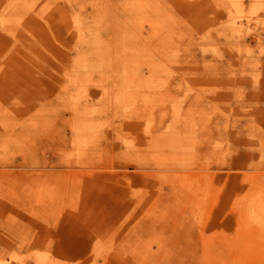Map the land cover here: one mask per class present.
Instances as JSON below:
<instances>
[{
    "label": "rangeland",
    "instance_id": "374dc122",
    "mask_svg": "<svg viewBox=\"0 0 264 264\" xmlns=\"http://www.w3.org/2000/svg\"><path fill=\"white\" fill-rule=\"evenodd\" d=\"M231 1L0 0V264H264V0Z\"/></svg>",
    "mask_w": 264,
    "mask_h": 264
},
{
    "label": "bare ground",
    "instance_id": "6f19581e",
    "mask_svg": "<svg viewBox=\"0 0 264 264\" xmlns=\"http://www.w3.org/2000/svg\"><path fill=\"white\" fill-rule=\"evenodd\" d=\"M231 2H233V0H232ZM237 2H238V1H237ZM238 3H239V2H238ZM232 4H233V3H232ZM255 5H256V4H255ZM256 8H257V7H256ZM256 8H255V9H256ZM231 11H232V10H231ZM240 11H241V10H240ZM123 12H124V11H123ZM128 13H129V12H128ZM243 13H244V12H243ZM123 14H124V13H123ZM125 15H126V13H125ZM250 15H251V14H250ZM135 16H136V15H135ZM246 16H247V15L245 14V17H246ZM101 17H102V16H101ZM102 18H103V17H102ZM130 21H131V20H130ZM130 21H129V22H130ZM135 24H136V23H134V25H135ZM131 26H133V25L131 24ZM137 26H138V25H137ZM137 26H136V28H138ZM131 28H132V27H131ZM140 28H141V27H140ZM140 28H139V29H140ZM88 30H89V29H88ZM90 30H91V29H90ZM91 31H92V30H91ZM120 31H121V30H120ZM120 31H119V32H120ZM130 31L132 32L133 29L130 30ZM84 32H85V31H84ZM141 32H142V31H141ZM95 34H96V33H95ZM116 34H117V33H116ZM142 34H143V33H142ZM116 36L118 37V35H116ZM139 36H140V34H139ZM142 37H143V35H142ZM82 38H83V37H82ZM85 38H86V37H85ZM119 38H120V37H118L117 40H118ZM140 38H141V37H140ZM143 39H144V38H143ZM84 40H85V39H84ZM127 40H128V39H127ZM141 40H142V39H141ZM146 40H147V38H146ZM118 41H120V39H119ZM147 41H148V40H147ZM121 42H122V40H121ZM86 43H87V42H86ZM99 43H100V42H99ZM119 43H120V42H119ZM88 44H89V43H88ZM122 44H123V43H122ZM122 44H121V45H122ZM102 45H103V44H102ZM123 45H124V44H123ZM120 48H122V47L120 46ZM133 50H134V49H133ZM119 52H120V51H119ZM216 53H217V52H216ZM84 55H85V54H84ZM133 55H134V53H133ZM217 55H218V54H217ZM99 57H100V56H99ZM112 57H113V56H112ZM142 57H143V56H142ZM110 58H111V57H110ZM81 59H82V58H81ZM84 59H86V58H84ZM91 59H92V58H91ZM103 59H104V58H103ZM110 60H111V59H110ZM89 61H90V60H89ZM89 61H88V62H89ZM95 61H96V60H95ZM80 62H81V61H80ZM82 62H83V64H84V65H83V64H82V65L85 66V63H86V62H84V61H82ZM88 62H87V64H89ZM97 62H98V61L94 62V64L97 63ZM108 62L111 63L110 61H108ZM91 63H92V62H91ZM91 63H90L89 66H90V67L92 66V67L94 68V64L92 65ZM98 63H99V62H98ZM98 63H97V64H98ZM127 63H129V62H127ZM97 64H95V65H97ZM100 64H101V62H100ZM143 64H145V63H143ZM210 64H211V63H210ZM101 65H102V64H101ZM101 65H99V66H101ZM109 65H111V64H109ZM131 65H132V64H131ZM255 65H257V64H255ZM89 66H88V67L86 66V68L89 69ZM97 66H98V65H97ZM102 66H104V65H102ZM102 66H101V67H102ZM111 66H112V65H111ZM129 66H130V65H129ZM141 66H142V65H141ZM101 67H100V68H101ZM109 67H110V66H109ZM132 67H133V66H132ZM83 68H84V67H82V69H83ZM111 68H112V67H111ZM134 68H135V66H134ZM134 68H132V69L134 70ZM148 68H149V67H148ZM94 69H95V68H94ZM98 69H99V68H98ZM112 69H113V68H112ZM142 69H143V68H142ZM84 70H85V69H84ZM90 70H91V69H90ZM145 70H146V69H145ZM149 70H152V69H149ZM155 70H156V69H155ZM94 71H95V70H94ZM111 71H112V70H111ZM120 71H121V70H120ZM134 71H135V70H134ZM86 72H87V71H86ZM118 72H119V71H118ZM132 72H133V71H132ZM132 72H130V74H131ZM140 72H141V71H140ZM151 72H152V71H151ZM88 73H89V72H88ZM123 73H124V72H123ZM153 73H155V72H153ZM76 74H77V72H76ZM96 74H97V73H96ZM109 74H110V78H111V72H110ZM135 74H136V73H135ZM135 74H134L133 76H135ZM140 74H141V73H140ZM155 74H156V73H155ZM86 75H87V74H86ZM90 75H91V72H90ZM115 76H116V75H115ZM151 76H153V75H151ZM81 77H82V76H81ZM120 77H121V76H120ZM120 77H119V79H120ZM252 77H254V76H252ZM110 78H109V80H110ZM121 78H122V77H121ZM130 78H131V77H130ZM133 78H134V77H133ZM78 79H79V78H78ZM114 79H115V78H114ZM141 79H142V78H141ZM120 80H121V79H120ZM122 80H123V79H122ZM110 81H111V80H110ZM110 81H109V82H110ZM118 81H119V80H118ZM152 81L154 82V80H152ZM254 81H255V78H254ZM79 82H80V81H79ZM121 82H122V81H121ZM121 82H120V83H121ZM149 82H150V81H149ZM153 82H152V83H153ZM70 83H71V78H70ZM76 83H77V82H76ZM120 83H119V84H120ZM147 83H148V82H147ZM254 83H255V82H254ZM116 84H117V83H116ZM134 84H135V83H134ZM148 84H149V83H148ZM75 85H76V84H75ZM108 85H109V84H108ZM117 85H118V84H117ZM76 86H78V85H76ZM76 86H75V87H76ZM113 86H114V84H113ZM120 86H121V85H120ZM138 86H139V85H138ZM149 86H150V85H149ZM83 87H84V86H83ZM116 87H117V86H116ZM135 87H136V86H135ZM140 87H141V86H140ZM153 87H154V86H153ZM80 88H81V87H80ZM111 88H112V87L110 86L109 89L111 90ZM120 88H121V87H120ZM120 88H119V85H118V88H117V89H119V91H120ZM82 89H83V88H82ZM109 89H107V91H109ZM115 89H116V88H115ZM154 89H155V88H154ZM154 89H153V90H154ZM74 90H75V89H74ZM113 91H114V90H113ZM119 91H118V92H119ZM63 92H64V91H63ZM111 92H112V90H111ZM138 92H139V90H138ZM107 93H108V92H107ZM210 93H211V92H210ZM117 94H118V93H117ZM119 94H121V92H120ZM141 94H142V93H141ZM65 95H66V94H65ZM105 95H106V94H105ZM105 95H104V96H105ZM113 95H114V94H113ZM138 95H140V92H139ZM186 95H187V94H186ZM211 95H212V94H211ZM62 96H63V95H62ZM118 96H119V95H118ZM120 96H121V95H120ZM120 96H119V97H120ZM150 96H151V95H150ZM164 96H165V95H164ZM63 97H64V96H63ZM65 97H67V96H65ZM71 97H72V96H71ZM79 97H80V96H79ZM182 97H183V96H182ZM182 97H181V98H182ZM74 98H75V97H74ZM61 99H62V97H61ZM64 99H65V98H64ZM71 99H72V98H71ZM115 99H116V96H115ZM115 99H114L113 102L118 101V100H115ZM117 99H119V98H117ZM143 99H144V98H143ZM65 100H66V99H65ZM65 100H64V102H65ZM76 100H77V98H76ZM76 100H75V101H76ZM109 100H110V99H109ZM109 100H108V101H109ZM111 100H112V99H111ZM111 100H110V101H111ZM121 100H122V99H121ZM62 101H63V100H62ZM75 101H74V102H75ZM110 101H109V102H110ZM144 101H145V100H144ZM64 102H63V103H64ZM140 102H141V99H140ZM145 102H146V101H145ZM148 102H149V100H148ZM49 103H50V102H49ZM110 103H111V102H110ZM149 103H150V102H149ZM149 103H148V105H149ZM59 104H60V103H59ZM61 104H62V103H61ZM61 104H60V105H61ZM65 104H66V102H65ZM115 104H118V103L115 102ZM139 104H140V103H139ZM142 104H143V103H142ZM150 104H151V103H150ZM172 104H173V103H172ZM76 105H77V104H76ZM174 105H175V103H174ZM114 106H115V105H114ZM114 106H113V108H116V106H115V107H114ZM121 106H122V105H121ZM176 106L178 107L177 104H176ZM73 107H74V104H73ZM105 107H106V106H105ZM131 107H133V106H131ZM131 107H130V108H131ZM46 108H47V107H46ZM54 108H55V107H54ZM60 108H62V107L60 106ZM71 108H72V107H71ZM75 108H76V107H75ZM88 108H89V107H88ZM106 108H108V107H106ZM133 108H134V107H133ZM251 108H252V107H251ZM65 109H67V106L65 107ZM120 109H121V107H120ZM144 109H145V108H144ZM176 109H177V108H176ZM47 110H48V109H47ZM74 110H75V109H74ZM76 110H77V109H76ZM134 110H135V109H134ZM56 111H57V110H56ZM81 111H82V110H81ZM83 111H85V110H83ZM94 111H95V110H94ZM96 111H97V109H96ZM96 111H95V112H96ZM116 111L118 112L119 109L117 108V109L115 110V112H116ZM67 112H68V110H67ZM78 112H79V111H78ZM78 112H77V115H78ZM134 112H135V111H134ZM178 112H179V111H178ZM46 113H47V112H46ZM48 113H49V112H48ZM56 113H57V112H56ZM59 113H60V112H59ZM59 113H58V114H59ZM96 113H97V112H96ZM118 113H120V112H118ZM121 113H122V112H121ZM121 113H120V114H121ZM136 113H137V112H136ZM145 113H146V111H145ZM179 113H180V112H179ZM49 114H50V113H49ZM58 114H57V115H58ZM38 115H39V114H38ZM57 115H56V116H57ZM81 115H82V114H81ZM96 115H97V114H96ZM149 115H150V113H149ZM68 116H69V115H68ZM78 116H79V115H78ZM109 116H110V115H109ZM121 116H122V115H121ZM74 117H75V116H74ZM112 117H113V116H112ZM122 117H123V116H122ZM46 118H47V121H48V117H46ZM79 118H80V117H79ZM114 118H115V116L113 117V120H114ZM123 118H124V117H123ZM123 118H122V119H123ZM179 118H180V117H179ZM40 119H41V117H40ZM75 119H76V118H75ZM183 119H184V118H183ZM32 120H33V117H32ZM80 120H81V118H80ZM66 121H67V120H66ZM81 121H82V120H81ZM92 121H93V119H92ZM110 121H111V120H110ZM110 121H109V123H110ZM77 122H78V121H77ZM146 122H147V121H146ZM67 123H68V122H67ZM80 123H82V122H80ZM93 123H94V121H93ZM180 123H181V122H180ZM28 124H29V123H28ZM31 124H34V123L32 122ZM41 124H42V123H41ZM48 124H49V121H48ZM68 124H69V123H68ZM73 124H74V123H73ZM11 125H13V123H12ZM29 125H30V124H29ZM84 125H85V124H84ZM99 125H100V124H99ZM38 126H40V125L38 124ZM71 126H72V125H71ZM100 126H101V125H100ZM168 126H169V125H168ZM73 127H74V126H73ZM111 127H112V126H111ZM133 127H134V126H133ZM176 127H177V126H176ZM38 128H39V127H38ZM167 128H168V127H167ZM177 128H178V127H177ZM177 128H176V129H177ZM74 129H75V128H74ZM97 129H98V127H97ZM110 129H111V128H110ZM22 130H23V128H22ZM24 131H25V130H24ZM24 131H23V132H24ZM75 131H76V130H75ZM26 132H27V131H26ZM100 132H101V131H100ZM179 132H180V131H179ZM97 133H98V132H97ZM128 133H129V132H128ZM181 133H182V132H181ZM24 134H25V133H24ZM24 134H23V135H24ZM182 134H183V133H182ZM194 134H195V133H194ZM61 135H63V134H61ZM80 135H81V133H80ZM146 135H148V134L146 133ZM132 136H133V135H132ZM179 136H180V135H179ZM187 136H189V135H187ZM133 137H134V136H133ZM160 137H161V136H160ZM1 138H2V137H1ZM23 138H24V137H23ZM81 138H82V137H81ZM148 138H149V137H148ZM181 138H182V137H181ZM79 139H80V138H79ZM84 139H85V138H84ZM149 139H151V138H149ZM2 140H4V139H2ZM82 140H83V138H82ZM189 140H191V139H189ZM14 141H15V139H14ZM125 141H126V140H125ZM149 141H150V140H149ZM5 142H6V141L4 140V141H3L4 145L1 144L2 147L5 146V144L7 143V142H6V143H5ZM81 142H82V141H81ZM83 142H84V143L86 142V145H87V143H88V142L85 141V140H84ZM83 142H82V143H83ZM130 143H131V142H130ZM149 143H150V142H149ZM11 144H12V143H11ZM79 144H80V143H79ZM150 144H151V143H150ZM191 144L194 146L193 141H191ZM1 145H0V146H1ZM183 145H184V144H183ZM7 146H9V145H7ZM13 146H15V144H14ZM87 146H88V145H87ZM87 146H86V147H87ZM94 146H95V145H94ZM188 146H189V145H188ZM188 146H187V148H188ZM193 146H189V147H193ZM5 147H6V146H5ZM137 147H138V145H137ZM149 147H150V146H149ZM152 147H153V146H152ZM185 147H186V146H182V148H184V149H185ZM0 148H1V147H0ZM24 148H26V147H24ZM79 148H80V147L78 146L77 149H79ZM84 148H85V146L83 147V149H84ZM87 148H88V147H87ZM101 148H102V147H101ZM150 148H151V147H150ZM150 148H148V149H150ZM195 148H196V147H195ZM10 149H11V148L8 147L9 152H10ZM14 149H15V148H14ZM152 149L154 150V148H152ZM173 149H176V148L173 146ZM193 149H194V148L191 149L192 152H193ZM0 150H1V149H0ZM11 150H12V149H11ZM88 150H90V149L88 148ZM95 150H96V149H95ZM136 150H139V149H136ZM185 150H186V149H185ZM187 150H188V149H187ZM194 150H195V149H194ZM85 151H86V149L83 151L84 154H85ZM91 151H92V150H91ZM148 151H149V150H148ZM176 151H178V150H176ZM189 151H190V150H188V152H189ZM4 152L6 153L5 149H4ZM12 152H13V151H12ZM78 152H79V151H78ZM89 152H90V151H89ZM194 152H195V151H194ZM1 153H2V150H1ZM5 153H2V157L5 155ZM10 153H11V152H10ZM81 153H82V152H81ZM86 153H87V152H86ZM177 153H178V155L180 154L179 151H178ZM190 153H191V152H190ZM190 153H189V154H190ZM3 154H4V155H3ZM84 154L82 153V155H84ZM154 154H155V152H154ZM0 155H1V154H0ZM82 155H81V156H82ZM90 155H91V154H90ZM94 155H95V154H94ZM155 155H156V154H155ZM155 155H154V156H155ZM190 155H191V154H190ZM195 156H196V154H195ZM261 156H262V155H261ZM5 157H6V156H5ZM25 157H26V156H25ZM179 157H180V156H179ZM80 158H82V157H80ZM80 158H79V159H80ZM99 158H100V157H99ZM173 158H174V157H173ZM176 158H177V157H176ZM96 159H98V158H96ZM101 159H102V158H101ZM174 159H175V158H174ZM178 159H179V158H178ZM178 159H177V160H178ZM193 159H194V158H193ZM196 159H197V157H196ZM80 160H81V159H80ZM94 160H95V158H94ZM175 160H176V159H175ZM175 160H174V161H175ZM0 161H1V159H0ZM3 161H4V160H3ZM155 161H156V160H155ZM179 161H182V160L179 159ZM179 161H178V162H179ZM197 161H198V160H197ZM197 161H195V163H196ZM77 162H78V159H77ZM111 162H112V161H111ZM158 162H159V160H158ZM161 162H162V161H161ZM175 162H176V161H175ZM183 162H184V161H183ZM198 162H199V161H198ZM184 163H185V162H184ZM157 164H158V163H157ZM181 164H182V162H181ZM196 164H197V163H196ZM199 164H200V162H199ZM169 165H170V164H169ZM169 165H168V166H169ZM171 165H172V164H171ZM179 165H180V163H179ZM182 165H183V164H182ZM211 165H212V164H211ZM196 166H197L198 169H199V166H198V165H196ZM162 167H165V166L163 165ZM172 167H173V166H172ZM183 167H184V166H183ZM180 168H182V166H180ZM201 168H202V167H201ZM170 169H172V168H170ZM170 169H169V170H170ZM173 169H174V167H173ZM183 169H184V168H183ZM202 169H203V168H202ZM202 169H200V170H202ZM65 171H66V170H65ZM121 171H122V170H121ZM181 171H182V170H181ZM187 171L191 172L192 170H187ZM211 171L213 172V170H211ZM215 171H216V170H215ZM205 172H206V171H205ZM205 172H204V173H205ZM216 172H217V171H216ZM43 173H44V172H43ZM167 173H168V172H166V174H167ZM175 173H176V170H175ZM192 173H193V172H192ZM46 174H47V173H46ZM66 174H67V173H66ZM176 174H177V173H176ZM202 174H203V173H202ZM213 174H214V172H213ZM168 175H169V173H168ZM205 175H206V174H205ZM44 176H45V174H44ZM176 176H177V175H176ZM187 176H188V175H187ZM9 177H10V176H9ZM45 177H48V175L45 176ZM168 177H169V176H168ZM203 177H204V175H203ZM95 178H96V177H95ZM209 178H210V176H209ZM211 178H212V177H211ZM43 179H44V178H43ZM48 179H49V178H48ZM170 179H171V177H170ZM176 179H177V178H176ZM51 180H52V179H51ZM210 180H211V179H210ZM52 181H53V180H52ZM179 181H180V180H179ZM184 181H185V180H184ZM21 182H22V181H21ZM44 182L47 183L46 180H45ZM174 182L176 183L177 180L174 181ZM187 182H188V181H187ZM190 182H191V180H190ZM198 182H199V181H198ZM49 183H50V182H49ZM177 183H178V182H177ZM211 183H212V182H211ZM47 184H48V183H47ZM182 184H183V183H182ZM184 184H185V182H184ZM198 184H199V183H198ZM49 185H50V184H49ZM175 185H176V184H175ZM187 185H190V184H187ZM200 185H201V184H200ZM172 186H174V185L172 184ZM205 186H206V184H205ZM26 187H27V186H26ZM55 187H56V186H55ZM169 187H170V185H169ZM174 187H175V186H174ZM190 187H191V186H190ZM190 187H189V188H190ZM52 188H53V187H52ZM207 188H208V187H207ZM214 188H215V187H214ZM25 189H27V188H25ZM44 189H47V188H44ZM202 189H204V188H202ZM202 189L200 188L201 191H202ZM41 190H42V189H41ZM86 190H87V189H86ZM86 190H85V191H86ZM135 190H137V189H135ZM172 190H173V189H172ZM185 190H186V189H185ZM189 190H190V189H189ZM213 190H214V189H213V187H212V191H213ZM47 191H48V190H47ZM208 191H210V190L208 189ZM214 191H215V190H214ZM40 192L42 193L43 191H40ZM86 192H87V191H86ZM98 192H99V191H98ZM98 192H97V193H98ZM138 192H139V191H138ZM203 192H205V191L203 190ZM203 192H202V194L204 195ZM57 193H58V192H57ZM90 193H91V192H90ZM139 193H140V192H139ZM215 193H216V192H215ZM75 194H76V193H75ZM197 194H198V193H197ZM206 194H207V193H206ZM250 194H251V193H250ZM45 195H46V192H45ZM59 195H60V194H59ZM73 195H74V192H73ZM79 195H81V194H79ZM99 195H100V193H99ZM209 195H211V194L208 193V196H209ZM251 195H252V194H251ZM251 195H249V196H251ZM46 196H47V195H46ZM49 196L51 197V194H50ZM81 196H82V195H81ZM179 196L182 198L181 195H179ZM204 196L206 197L207 195H204ZM215 196H216V194H215ZM47 197H48V196H47ZM75 198H77V197H75ZM206 198H207V197H206ZM216 198H217V196H216ZM255 198H258V197H255ZM262 198H263V197H262ZM48 199H49V198H48ZM52 199H53V198H52ZM82 199H83V197H82ZM95 199H96V198H95ZM183 199H184V198H183ZM204 199H205V198H204ZM240 199H241V198H240ZM251 199H252V198H251ZM251 199H250V200H251ZM258 199H259V198H258ZM84 200H85V199H84ZM217 200H218V199H217ZM46 201H47V200H46ZM85 201H86V200H85ZM188 201H190V199H189ZM188 201H187V202H188ZM204 201H205V200H204ZM204 201H203V203H205ZM78 202H79V200H78ZM86 202H87V201H86ZM88 203H89V202H88ZM198 203H199V202H198ZM238 203H239V202H238ZM260 203H261V202H260ZM105 204H106V203H105ZM190 204H191V202H190ZM214 204H215V203H214ZM242 204H244V203L242 202ZM261 204H262V207H263L264 203H261ZM60 206H61V205H60ZM197 206H198V205H197ZM208 206H209V205H208ZM89 207H90V206H89ZM192 207H193V206H192ZM187 208H188V207H187ZM200 208H201V206H200ZM202 208H203V205H202ZM209 208H210V207H209ZM210 209H211V208H210ZM210 209H209V210H210ZM247 209H248V207H247ZM28 210H29V209H28ZM194 210H195V209H193V211H194ZM197 210H199V209H197ZM195 211H196V210H195ZM210 211H211V210H210ZM248 211H249V210H248ZM205 212H206V210H205ZM201 213H202V211H201ZM207 213H208V215L210 214L209 212H207ZM211 213H212V211H211ZM198 214H199V212H198ZM198 214H197V212H196V215H198ZM200 215H201V214H200ZM203 215H204V214H203ZM210 215H211V214H210ZM210 215H209V216H210ZM209 216H208V217H209ZM203 217H204V216H202V218H203ZM197 218H198V217L196 216V219H197ZM205 219H206V218H205ZM205 219H204V221H205ZM201 220H202V219H201ZM99 221H100V220H99ZM202 221H203V220H202ZM242 221H243V220H242ZM252 222H253V221H252ZM98 223H99V222H98ZM99 224H100V223H99ZM205 225H206V224H205ZM96 226H97V225H96ZM198 226H199V225H198ZM98 227L100 228V225H99ZM200 227H201V226H200ZM252 227H254V226H252ZM256 228H257L256 230L259 229L257 226H256ZM100 229H101V228H100ZM252 230H253V228H252ZM99 231H100V230H99ZM101 231H102V230H101ZM253 232H255V231H253ZM200 233H202V232H200ZM255 233H256V232H255ZM234 234H235V233H234ZM201 235H202V234H201ZM202 236H203V235H202ZM209 236H212V235L210 234ZM215 236H216V235H215ZM218 237H219V236H218ZM222 237H223V236H222ZM257 238H259V237H257ZM211 239H213V238H211ZM230 239H231V238H230ZM236 239H237V238H236ZM240 239H241V238H240ZM260 239H261V238H260ZM256 240H258V239H256ZM261 240H262V239H261ZM213 241L216 242V239L213 240ZM217 242H218V241H217ZM233 242H234V241H233ZM246 242H247V241H246ZM260 242H261V241H260ZM101 243H102V242H101ZM248 243H249V241H248ZM248 243H247V244H248ZM235 244H236V243H235ZM253 244H254V243H253ZM250 245H252V244H250ZM250 245H249V247H248L249 249H250ZM255 245H256V244H255ZM103 246H104V245H103ZM246 246H248V245H246ZM99 247H100V246H99ZM241 247H242V246H241ZM252 247H253V246H252ZM101 250H102V249H101ZM197 250H198V249H197ZM238 250H239V249H238ZM256 250H257V249H256ZM102 251H105V249L102 250ZM106 251H107V248H106ZM235 251H236V250H235ZM237 252H238V251H237ZM239 252H240V250H239ZM12 253H13V252H12ZM103 253H104V252H102V254H103ZM106 253L108 254V252H106ZM256 253H257V252H256ZM14 254H16V253H14ZM107 254L104 253V255H107ZM233 254H234V253H233ZM238 254H239V253H238ZM240 254H241V253H240ZM240 254H239V255H240ZM242 254L244 255V253H242ZM247 254H249V253H247ZM45 255H46V254H45ZM224 255H225V254H224ZM235 255H237V253H236ZM253 255H254V254H253ZM13 256H14V255H13ZM46 256H47V255H46ZM258 256H260V255H258ZM106 257H107V256H106ZM232 257H233V255H232ZM234 257H235V256H234ZM234 257H233V258H234ZM237 257L239 258V256H237ZM241 257L243 258V256H241ZM241 257H240V258H241ZM13 258H14V257H13ZM47 258H48V257H47ZM211 258H212V257H211ZM240 258H239V259H240ZM226 259H227V258H226ZM229 259H231V258H229ZM247 259H248V258H245L244 261H246ZM249 259H250V258H249ZM258 259H259V261H260V258H258ZM16 260H17V259H16ZM16 260H15V261H16ZM49 260H50V259H49ZM241 260H242V259H240V261H241ZM255 260H257V259H255ZM46 261H47V260H46ZM217 261H218V260H217ZM223 261L225 262V260H223ZM235 261L237 262V259H236ZM215 262H216V261H215ZM219 262H220V261H219ZM238 262H239V261H238ZM257 262H258V260H257ZM257 262H256V263H257ZM7 263H8V261H7ZM209 263H210V262H209ZM213 263H214V262H213ZM220 263H221V262H220ZM222 263H223V262H222ZM234 263H235V262H234ZM239 263H241V262H239ZM239 263H237V264H239ZM217 264H218V263H217Z\"/></svg>",
    "mask_w": 264,
    "mask_h": 264
}]
</instances>
